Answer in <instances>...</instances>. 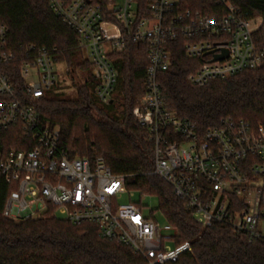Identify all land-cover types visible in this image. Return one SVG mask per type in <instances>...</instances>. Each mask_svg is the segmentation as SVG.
<instances>
[{"label":"built area","instance_id":"2783aa9c","mask_svg":"<svg viewBox=\"0 0 264 264\" xmlns=\"http://www.w3.org/2000/svg\"><path fill=\"white\" fill-rule=\"evenodd\" d=\"M216 3L223 12L195 11L180 0H150L144 11L135 0L49 4L76 33L98 81L96 95L105 103L120 81L116 56L130 42L146 45L144 93L133 114L154 143L150 174L172 186L201 226H230L264 243V126L229 117L200 132L166 105L159 80L172 65L171 40L183 39L186 55L201 61L190 78L193 85L264 64V45L254 35L262 23L230 0ZM8 38V26L0 23V175L11 187L3 216L19 222L53 212L76 225L91 223L104 239L127 246L147 264L174 263L192 251L190 242L176 243L174 225L132 201L126 176L112 172L103 157H71L60 147L59 129L43 125L34 105L59 83L60 62L46 47L17 49ZM219 55L224 57L215 59ZM16 64L19 85L9 73ZM127 193L129 201L120 203Z\"/></svg>","mask_w":264,"mask_h":264},{"label":"trees","instance_id":"16d2710c","mask_svg":"<svg viewBox=\"0 0 264 264\" xmlns=\"http://www.w3.org/2000/svg\"><path fill=\"white\" fill-rule=\"evenodd\" d=\"M150 0H135L144 11ZM195 11L216 14V0H180ZM248 18L262 25L255 39L264 45V0H230ZM50 0H0V23L9 28L10 46L46 47L69 73L81 70L85 82L75 95L52 90L34 102L43 125L58 128L60 147L71 157L94 161L103 157L117 175L126 176L130 191L158 198L162 218L178 230L176 243L188 241L192 251L167 264H264V243L249 241L230 226L203 227L195 221L171 185L150 174L154 169V143L135 119L133 110L143 96L149 61L143 43L130 42L117 57L121 97L109 103L96 95L97 79L76 33L50 8ZM171 67L159 75L166 105L181 118L195 123L200 132L224 118L244 119L264 126V64L225 80L193 85L191 76L199 59L189 58L184 40L169 41ZM19 85V64L9 69ZM11 187L0 175V264H147L127 246L104 239L91 223L81 225L53 212L40 218L13 221L3 216ZM53 208H51V211Z\"/></svg>","mask_w":264,"mask_h":264},{"label":"rangeland","instance_id":"374dc122","mask_svg":"<svg viewBox=\"0 0 264 264\" xmlns=\"http://www.w3.org/2000/svg\"><path fill=\"white\" fill-rule=\"evenodd\" d=\"M256 21L258 23H262V19L259 17H256ZM60 80L59 83L56 86V89H54L55 93L61 94L63 96H71L75 95L77 88L82 85L85 82V76L81 70L75 71V73H69V68L66 65L64 61H60ZM120 85V84H119ZM121 97V88L120 86L117 87L116 93L114 94V98H120ZM134 192V191H132ZM141 194L138 192H134L132 195V201L137 202L142 204L144 207V213L149 215L151 211H154L157 214V219L161 221L162 223L164 222V219L162 216H160V211H159V201L156 196L153 195H145L142 199ZM129 201V194L123 195L120 199V203H126ZM58 216L62 219H65L62 214H58Z\"/></svg>","mask_w":264,"mask_h":264},{"label":"water","instance_id":"95a60500","mask_svg":"<svg viewBox=\"0 0 264 264\" xmlns=\"http://www.w3.org/2000/svg\"><path fill=\"white\" fill-rule=\"evenodd\" d=\"M224 55H219V56H216L215 59H218V58H223Z\"/></svg>","mask_w":264,"mask_h":264}]
</instances>
